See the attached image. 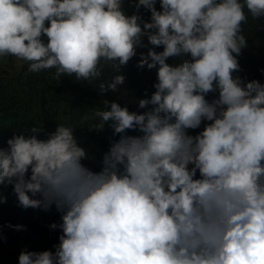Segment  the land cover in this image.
<instances>
[{
	"label": "clouds",
	"instance_id": "1",
	"mask_svg": "<svg viewBox=\"0 0 264 264\" xmlns=\"http://www.w3.org/2000/svg\"><path fill=\"white\" fill-rule=\"evenodd\" d=\"M125 2L0 0V58L27 73L54 69L104 96L151 45L136 66L157 81L146 111L104 99L86 117L119 135L99 171L63 123L0 147V185L17 206L61 214L55 252L22 250L18 264H264V83L236 75L243 25L264 18V0H127L131 15Z\"/></svg>",
	"mask_w": 264,
	"mask_h": 264
},
{
	"label": "trees",
	"instance_id": "2",
	"mask_svg": "<svg viewBox=\"0 0 264 264\" xmlns=\"http://www.w3.org/2000/svg\"><path fill=\"white\" fill-rule=\"evenodd\" d=\"M157 8L159 9L158 3ZM123 10L125 14L131 15L135 8L126 0ZM140 14L145 20L150 18V13L143 7ZM243 35L247 39L248 47L242 50V55L238 58L241 71L236 75L246 81L256 79L264 83V18L254 21L249 15L248 23L243 25ZM144 43L147 45L146 38ZM148 47L152 46L138 48L137 56L122 68L126 81L124 85L119 86L121 90L117 93H106L104 96H101L96 88L86 82L76 81L74 77L63 76L59 81L53 79L54 69L33 74L27 73L28 65L25 62L18 70L13 71L0 61V147H7L9 138L33 126H42L45 132L53 131L66 112L72 124H78L74 133L78 141L95 158L85 163L93 170L99 171L102 154L119 135L102 134L100 131L83 127L82 124L85 123L82 118L92 108L104 106V99L117 100L130 111L142 113L147 110L140 109L138 103L140 99L150 98L155 91L153 85L157 82L156 74L154 69H141L136 65L139 54H146ZM216 95L218 93H210L207 99L211 101ZM201 129L189 130V134L196 135ZM0 195L6 198V203L0 204V264H18V256L22 250L55 252L54 245L59 244V235L62 233L59 228L51 229L50 225L61 223V214L54 207L48 212L21 209L17 206L10 185H0ZM9 224L23 225L24 228L16 230L15 227L9 228Z\"/></svg>",
	"mask_w": 264,
	"mask_h": 264
},
{
	"label": "rangeland",
	"instance_id": "3",
	"mask_svg": "<svg viewBox=\"0 0 264 264\" xmlns=\"http://www.w3.org/2000/svg\"><path fill=\"white\" fill-rule=\"evenodd\" d=\"M0 61L2 62V64L10 69V70H18L23 64L24 62L22 61H17L15 57L13 56H8V57H3V58H0ZM104 106H97V107H94L92 108L87 114L84 115V117L82 118V121L85 123V124H82L83 127H88L90 129H92V125L95 124V123H99L98 120L96 119H86V117H91L92 113L97 109V108H103ZM60 123H63V124H67V125H71L73 127H78V124H72V120H70L68 114H66V112H64L63 116H62V120ZM93 130V129H92ZM100 133L102 134H113V131L110 127H108V125L106 124L104 129L102 131H100Z\"/></svg>",
	"mask_w": 264,
	"mask_h": 264
}]
</instances>
